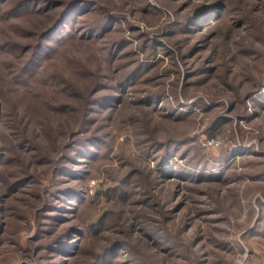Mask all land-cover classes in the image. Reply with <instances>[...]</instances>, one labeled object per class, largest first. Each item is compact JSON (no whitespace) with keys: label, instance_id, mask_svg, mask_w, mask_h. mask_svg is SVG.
<instances>
[{"label":"rangeland","instance_id":"rangeland-1","mask_svg":"<svg viewBox=\"0 0 264 264\" xmlns=\"http://www.w3.org/2000/svg\"><path fill=\"white\" fill-rule=\"evenodd\" d=\"M0 264H264V0H0Z\"/></svg>","mask_w":264,"mask_h":264},{"label":"trees","instance_id":"trees-1","mask_svg":"<svg viewBox=\"0 0 264 264\" xmlns=\"http://www.w3.org/2000/svg\"><path fill=\"white\" fill-rule=\"evenodd\" d=\"M65 2V0H63Z\"/></svg>","mask_w":264,"mask_h":264}]
</instances>
